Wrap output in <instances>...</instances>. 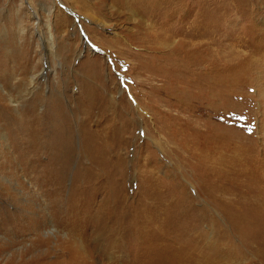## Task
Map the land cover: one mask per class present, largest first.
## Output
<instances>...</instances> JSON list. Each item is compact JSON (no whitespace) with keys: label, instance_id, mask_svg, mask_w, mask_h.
<instances>
[{"label":"rangeland","instance_id":"1","mask_svg":"<svg viewBox=\"0 0 264 264\" xmlns=\"http://www.w3.org/2000/svg\"><path fill=\"white\" fill-rule=\"evenodd\" d=\"M183 45L198 50L183 90L155 76L142 83L156 57ZM0 97L10 118L0 117L8 180L36 174L26 169L29 134L50 141L57 99L74 151L95 133L112 158L98 200L111 192L142 209L148 264H264V0H0ZM71 178L62 215L70 213ZM0 186V264L84 249L77 228L58 226L7 246L14 222L6 212L21 211L28 224L42 216V200L26 188L15 194L7 179ZM31 237L49 241L29 250ZM126 239L98 264H130Z\"/></svg>","mask_w":264,"mask_h":264},{"label":"bare ground","instance_id":"2","mask_svg":"<svg viewBox=\"0 0 264 264\" xmlns=\"http://www.w3.org/2000/svg\"><path fill=\"white\" fill-rule=\"evenodd\" d=\"M183 46L184 48L181 47L180 49L169 51L165 56L156 57L158 61L156 70L149 76L146 74L145 80L142 83L148 84V77L155 76V78L159 77L161 80L164 78V83H170L173 86H170V90L173 91V88L183 90L184 82L182 77H186V74H188L191 79L196 75L195 68L198 58L197 56L195 59L196 52L198 51L195 49L196 46ZM6 76L4 81L9 83L11 76L10 74ZM132 88V86L127 85L128 92ZM130 97L135 98L131 94ZM2 100V97H0V102H3ZM9 101L11 102V100ZM57 101V99H53V103H51L53 104L51 106V116L57 121V129L54 131L50 141L45 144L40 143L38 141V133L34 129H31L29 134L30 139L28 140L31 141L34 152L31 154V157H27L26 169L32 173L36 172V174H30L32 175L31 177L25 178L22 181L14 179L17 176L10 181V179L8 180V176L4 174L2 176L0 174V178L7 179L9 186L7 188H11L14 193H19L21 192L20 190L24 191L26 188L28 191H31V194L36 193V196L42 200V204L41 202L39 204L36 203L38 206L40 205L39 209L41 210L40 214L42 216L31 219V215L30 219H27L30 221L28 224L27 222L26 224L25 222L21 223V217L24 215V213H20L21 211L19 213L17 211V214L16 211L6 212V217L14 222V227L11 231L12 238L9 240L7 246H14L18 241L22 243L24 240L22 238L23 236L17 237L18 235H27L26 232H28L32 234V237L37 236L41 231L43 232V228L48 226L49 228L45 229V232L50 234L53 230L50 228L58 226L60 229H67L68 231H71V228H77L80 233L79 235L85 241V247L81 251L72 249L70 254L65 256V259L47 261L43 254L26 261H7L5 264H98V261L104 257L107 247L119 239L123 240L125 235H127L126 241L130 243L128 246V250L132 256L130 264H148V220L142 219V209L120 198H115L111 192L107 197L98 200L102 192L108 188L106 185L102 186L103 180L107 177L102 178L101 172L104 170L107 174L109 170L110 172L112 171V165L110 163L112 158L101 152L106 145L103 146L102 141L97 140L95 133H89L90 136L79 147V151H74L70 128L65 121L64 109ZM173 101L175 103L177 102V104H182L183 102L179 97ZM172 104L171 101H166L167 106ZM127 107L131 109L129 105ZM0 117L5 120L10 119L8 118L7 109L2 103H0ZM42 150L44 155L38 153ZM73 163L75 164L74 169H72ZM70 172H72L68 189L70 198L67 200L69 202L68 209L70 213L66 214L65 212L62 215V211L66 210L60 209L59 202L66 191V179ZM12 175L14 174H10V177ZM0 190L4 191L1 186ZM1 199H3L2 196H0ZM32 203L30 205L28 204L29 206L27 208H33L32 206L34 205ZM21 206L23 207V205ZM26 206L24 205V208ZM36 209L38 208L36 207ZM25 214L29 215L27 213ZM26 215L25 217L27 218ZM55 231L57 232V230ZM32 237L30 238L31 246L29 250L37 246L40 247L49 241V239L40 240L36 238L32 239ZM46 238L48 237L46 236Z\"/></svg>","mask_w":264,"mask_h":264},{"label":"clouds","instance_id":"3","mask_svg":"<svg viewBox=\"0 0 264 264\" xmlns=\"http://www.w3.org/2000/svg\"><path fill=\"white\" fill-rule=\"evenodd\" d=\"M35 77H32L31 79H30V81H29V84H28V87L30 88V89H32V90H34L35 89V87H36V85H35ZM11 106L13 107V108H20L22 105L20 104V103H12L11 104Z\"/></svg>","mask_w":264,"mask_h":264},{"label":"snow or ice","instance_id":"4","mask_svg":"<svg viewBox=\"0 0 264 264\" xmlns=\"http://www.w3.org/2000/svg\"><path fill=\"white\" fill-rule=\"evenodd\" d=\"M251 129H249V131H250Z\"/></svg>","mask_w":264,"mask_h":264}]
</instances>
